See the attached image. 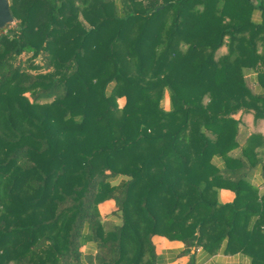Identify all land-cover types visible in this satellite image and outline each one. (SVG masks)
<instances>
[{"label": "trees", "instance_id": "1", "mask_svg": "<svg viewBox=\"0 0 264 264\" xmlns=\"http://www.w3.org/2000/svg\"><path fill=\"white\" fill-rule=\"evenodd\" d=\"M9 4L0 264H83L87 243L89 264H160L153 235L181 241L187 264L199 248L264 264V192L249 179L260 168L264 182V0ZM25 51L43 55L46 71L22 68ZM245 115L253 129L241 145ZM107 200L108 227L98 209Z\"/></svg>", "mask_w": 264, "mask_h": 264}, {"label": "crops", "instance_id": "2", "mask_svg": "<svg viewBox=\"0 0 264 264\" xmlns=\"http://www.w3.org/2000/svg\"><path fill=\"white\" fill-rule=\"evenodd\" d=\"M117 3L120 0H115ZM254 3L257 2V0H252ZM252 19L256 23H260L262 21L261 12L259 10H255L253 12ZM245 79L247 81V84L249 87L257 92L259 91V86L257 84V72L253 69H247L245 71ZM248 79H250L251 83L254 85V89L250 86ZM168 105V104H167ZM244 123H240V131H239V138L241 145L245 142L247 136L252 131V123H251V116L245 115L244 116ZM261 130L263 133V139H264V120L260 121L258 124V130ZM242 131V132H241ZM239 152V149H235L231 152L233 155H237ZM263 156H264V148H263ZM215 162L221 166L222 160L220 158H216ZM260 168H254L252 170H249V179L255 183L258 184L259 191L261 193L264 192V182L261 178ZM121 178L117 179V182H120ZM235 194L233 191L229 189H220L219 190V200L223 203L230 202L233 200ZM104 215L107 216L108 220L111 218V211L114 209V202L112 200H107L104 203ZM101 215V214H100ZM152 242L155 245L156 253L159 256V263L160 264H187L191 260L190 254H182L179 255V252L182 251L185 246L181 241L178 240H169L165 237L153 235ZM92 245L90 243H87L83 247V253H90L92 251ZM84 264H88L84 261ZM194 264H249V260L246 256L240 254V253H234V254H224L222 252H218L216 254H213L211 256H206L203 254L199 249L196 250L194 254Z\"/></svg>", "mask_w": 264, "mask_h": 264}, {"label": "rangeland", "instance_id": "3", "mask_svg": "<svg viewBox=\"0 0 264 264\" xmlns=\"http://www.w3.org/2000/svg\"><path fill=\"white\" fill-rule=\"evenodd\" d=\"M16 22H17V21L15 20V22H14L13 24H9V25H7V26L4 28V30L2 31V33H3V34H12L14 28H16ZM30 56H31V52H29V51H25V52L21 53L18 57H16L15 61L21 63V64H22V68H24V69L27 70L28 72H31L32 74L37 73V72H45L46 69L43 67V66H44L43 55H39V56H37V57H35V58H31ZM31 63H33V64H37V65L41 66V69H36V70L29 69V64H31ZM248 82H249L250 86L254 89L255 87H254V85L251 83L250 79H248ZM25 94H26L27 96L30 97V94H29L28 92H26ZM117 101H118V104H119L120 107H121V106L123 105V103H124V99H123V98H119ZM162 104H163L164 106L167 107L168 99L165 98V99L162 101ZM241 132H242V131H241ZM103 203H104V202H102V203H100V204L98 205V209H99V212H100V214H101L102 219H103L105 222H107L106 225H107V227H108V225H110L112 222H110V221L107 219L108 217L104 215V211H105V209H104V204H103ZM114 209H115V207H114ZM114 209H113V210H114ZM113 210H112V211H113ZM112 211H111V212H112ZM88 258H90V253H85V256H84V259H83V264H84V261L87 262V263L89 264V259H88Z\"/></svg>", "mask_w": 264, "mask_h": 264}, {"label": "water", "instance_id": "4", "mask_svg": "<svg viewBox=\"0 0 264 264\" xmlns=\"http://www.w3.org/2000/svg\"><path fill=\"white\" fill-rule=\"evenodd\" d=\"M14 22L15 18L11 13L9 0H0V29Z\"/></svg>", "mask_w": 264, "mask_h": 264}]
</instances>
